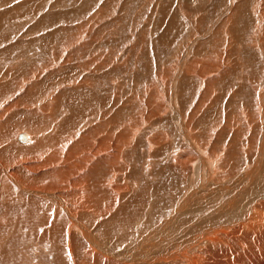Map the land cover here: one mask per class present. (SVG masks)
I'll return each instance as SVG.
<instances>
[{
  "label": "rangeland",
  "instance_id": "rangeland-1",
  "mask_svg": "<svg viewBox=\"0 0 264 264\" xmlns=\"http://www.w3.org/2000/svg\"><path fill=\"white\" fill-rule=\"evenodd\" d=\"M263 116L264 0H0V147L10 150L0 162L54 170L61 179L36 197L63 190L68 215L72 202L110 195L124 208L111 225L130 221L132 199L168 212L204 174L198 151L224 155L236 140L234 156L248 159L240 146L260 141ZM40 131L33 156L19 148L18 134ZM23 208L0 221V256L71 264L68 220L49 203Z\"/></svg>",
  "mask_w": 264,
  "mask_h": 264
},
{
  "label": "bare ground",
  "instance_id": "bare-ground-1",
  "mask_svg": "<svg viewBox=\"0 0 264 264\" xmlns=\"http://www.w3.org/2000/svg\"><path fill=\"white\" fill-rule=\"evenodd\" d=\"M37 133L38 138H33L34 140L30 133L21 135L24 137L21 143L25 142V144H22L19 148H26V151L32 156L36 151L34 148H38L43 144V141H46L43 132ZM90 134L87 133L86 136L89 137ZM53 138L61 142L58 136ZM235 142L236 140L228 149H224L226 150L224 155L219 153L215 155L216 147L212 149L209 154L213 157L212 159L204 151H198L200 155L198 162L201 172L204 171V174L198 178L194 177L191 182L190 179L187 181L186 191L184 190L185 195H182L183 197L177 196L176 199L172 198L173 201L168 204V212L159 211V208H163L159 207L157 213L153 212L156 215L152 216L151 211L154 207L152 205L151 211H149V208L153 201L147 203L141 202L140 198L139 200L132 199V202H130L131 210H129L131 211V213L129 212L131 219L129 222L126 221L127 223L119 221V227L115 222L111 225L110 222L112 221L106 220L110 216L114 217L118 211V208H115L118 205V200L114 196H102L101 199L92 201L91 199H85L84 202L76 203L71 201V209L76 207V211H79L81 218L78 214H75L76 211L68 215L69 204L66 205L64 202L66 199L62 195L63 190L59 195L61 198H58L59 196L42 195L43 197L40 198H46L42 200L36 197V195L39 196L41 186H43V189H49L50 186L56 185L58 176H55L54 170L38 174V172L32 171V166L23 165L22 168L16 169L12 166L10 159H4L5 161L0 162L2 166L1 173L5 174L2 177L5 185L2 186L0 195V210L4 211L0 213V221L13 218L12 216L15 217L19 212V208L23 207L25 208L24 211L28 210L30 214H37L35 210L38 209V204L49 203V211L54 212L57 210L65 220H68V224L65 223L67 226L64 231L65 237L63 240L65 245L63 244V249L66 253L65 257L71 264H264V135L255 144L248 141V146H240L242 154H246L248 157L246 160L242 159L243 161L241 159L240 161L233 154L237 149V142L236 144ZM55 143L57 142L55 141ZM105 146L107 148L108 145ZM2 148L0 147L1 152L10 151ZM13 153L17 154L15 150ZM50 154V158L54 156L53 153ZM221 157L226 160H222V162L220 160V164L218 160ZM215 169H217V173ZM62 172L60 171V173ZM113 177L114 173L112 174ZM40 194L42 193L40 192ZM4 198H9L12 203L5 204ZM47 199H51L52 202ZM156 202L153 204H158ZM122 210L119 209L118 212ZM16 211L18 212L16 213ZM77 217L82 220V224L78 222ZM50 218H46V221L48 222ZM102 218V222L96 221L97 219L102 220ZM42 225L41 223L40 226ZM56 226H58V223H53L52 232H54ZM75 231L80 238L76 237ZM55 234L54 232L53 235ZM7 248L9 250L10 247ZM29 249H31V246ZM56 252H59V250ZM29 256L31 257V255L27 257ZM10 258L0 256V264L19 263V258L16 255H10ZM31 263L35 264V260H32Z\"/></svg>",
  "mask_w": 264,
  "mask_h": 264
},
{
  "label": "water",
  "instance_id": "water-1",
  "mask_svg": "<svg viewBox=\"0 0 264 264\" xmlns=\"http://www.w3.org/2000/svg\"><path fill=\"white\" fill-rule=\"evenodd\" d=\"M17 137L19 141H22L24 139V137H22L20 134H18Z\"/></svg>",
  "mask_w": 264,
  "mask_h": 264
}]
</instances>
